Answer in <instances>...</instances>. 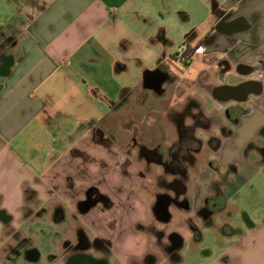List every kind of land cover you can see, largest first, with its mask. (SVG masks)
I'll use <instances>...</instances> for the list:
<instances>
[{
  "label": "crops",
  "instance_id": "0c3cea01",
  "mask_svg": "<svg viewBox=\"0 0 264 264\" xmlns=\"http://www.w3.org/2000/svg\"><path fill=\"white\" fill-rule=\"evenodd\" d=\"M175 1L0 0L1 264H53L78 229L142 258L185 241L167 224L177 215L199 239L232 199L260 195L264 0H211L190 31L171 28ZM179 34L206 54L184 64L167 47ZM91 189L102 198L83 208ZM228 252L264 264V219Z\"/></svg>",
  "mask_w": 264,
  "mask_h": 264
},
{
  "label": "rangeland",
  "instance_id": "374dc122",
  "mask_svg": "<svg viewBox=\"0 0 264 264\" xmlns=\"http://www.w3.org/2000/svg\"><path fill=\"white\" fill-rule=\"evenodd\" d=\"M198 5L199 4L197 0H183L182 7L187 16L184 17L178 12L179 7L177 8L176 1L173 2L174 20L171 28L173 30L177 28L175 25V20L178 17L177 19L180 20L189 31L193 29L194 26H198L199 30L204 29L209 22V18L212 16V1L207 0L205 9H200ZM180 21L178 22L181 23ZM171 38L172 43L167 47H169L171 54H177L176 56L179 57L178 53L180 52L181 48L187 44V39H185V37L180 34ZM199 40L200 39L195 40V43ZM200 136L202 137L201 132ZM259 194L260 195L254 197H244L243 200L232 199L229 202V209L225 212L218 213L213 218V225H200L199 239L196 238L195 232L185 225L182 214L177 215L173 221L168 222L167 224L171 229H178V231H180L184 236L185 243L183 248L179 251V258H183V260L179 263L176 261L177 256H174L172 259H166L164 253L158 249L154 252L156 258L158 259V264H210L213 261H216V264H228V261H234L232 258L233 256H230V254H234V251H231L229 254L228 248L238 241V239L241 237L242 230L251 227L253 224H258L264 219V187H261V193L259 192ZM192 222V219H190V223ZM157 223L161 225L160 222ZM225 224L230 226L229 227L227 225L229 227L227 231L224 229ZM90 232L93 233L94 231ZM145 235V233H142L141 236L137 237L138 243L136 246L142 247L141 250L146 246L147 236ZM133 239L134 238L130 236V240ZM112 247L114 257L117 255L118 257L122 258L124 260V264L133 263L132 261L128 262L131 258H139V251L137 249L134 250L135 252L129 251L131 254H129L128 258L125 257V247L122 239L119 242H115ZM49 251L50 250L47 244H45L41 249V253L43 255L47 254ZM52 252L59 251L54 250ZM24 263L30 264V262Z\"/></svg>",
  "mask_w": 264,
  "mask_h": 264
},
{
  "label": "flooded vegetation",
  "instance_id": "af4514ba",
  "mask_svg": "<svg viewBox=\"0 0 264 264\" xmlns=\"http://www.w3.org/2000/svg\"><path fill=\"white\" fill-rule=\"evenodd\" d=\"M228 26V23L225 26L223 24L219 25L221 29H225ZM219 64L227 65V62L224 59H220ZM90 191L88 198L80 203L83 208L97 205L102 198V195L96 192L95 189H91ZM172 200L170 197L162 196L158 204L159 208H164ZM75 234L73 241L67 240L64 242L62 250L59 251L60 258L58 260L55 259L53 264H124L122 258L117 255L114 257L112 247L114 243L110 242L106 236L101 234L89 236L82 229H78ZM174 239L177 240L176 237ZM182 248L176 247L175 241H163L159 244V250L164 253L166 259H172L174 256H177L176 261L179 263L183 260V258H179V251ZM131 261L133 262L131 264H158V259L154 252L147 253L143 258H131L128 262ZM39 264L50 263L43 262Z\"/></svg>",
  "mask_w": 264,
  "mask_h": 264
},
{
  "label": "built area",
  "instance_id": "2783aa9c",
  "mask_svg": "<svg viewBox=\"0 0 264 264\" xmlns=\"http://www.w3.org/2000/svg\"><path fill=\"white\" fill-rule=\"evenodd\" d=\"M207 51L205 44H198L194 47H188L187 45L183 46L178 53V58L186 65L191 64L196 57L205 55Z\"/></svg>",
  "mask_w": 264,
  "mask_h": 264
},
{
  "label": "water",
  "instance_id": "95a60500",
  "mask_svg": "<svg viewBox=\"0 0 264 264\" xmlns=\"http://www.w3.org/2000/svg\"><path fill=\"white\" fill-rule=\"evenodd\" d=\"M159 204V203H158ZM157 204V216L161 221H166L169 219V215H168V210H167V205L164 208H159L160 206H158ZM177 238V240H175V237ZM170 241H175L176 247H181L183 242V239L180 235L174 233L173 235H171L169 237Z\"/></svg>",
  "mask_w": 264,
  "mask_h": 264
},
{
  "label": "trees",
  "instance_id": "16d2710c",
  "mask_svg": "<svg viewBox=\"0 0 264 264\" xmlns=\"http://www.w3.org/2000/svg\"><path fill=\"white\" fill-rule=\"evenodd\" d=\"M196 229V228H195ZM196 238H197V236H196ZM200 238V237H199Z\"/></svg>",
  "mask_w": 264,
  "mask_h": 264
}]
</instances>
